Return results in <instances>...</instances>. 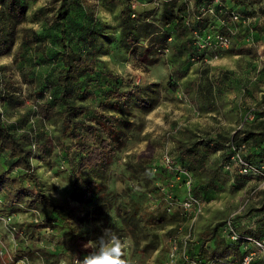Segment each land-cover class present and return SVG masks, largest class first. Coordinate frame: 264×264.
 <instances>
[{
    "label": "rangeland",
    "instance_id": "374dc122",
    "mask_svg": "<svg viewBox=\"0 0 264 264\" xmlns=\"http://www.w3.org/2000/svg\"><path fill=\"white\" fill-rule=\"evenodd\" d=\"M22 1L27 6L22 19L11 17L0 4L1 118L15 133L32 128L31 163L42 189L57 206L23 203L25 208L13 209L0 204V216L14 215L13 222L0 220V250L4 252L0 254V264H9L12 257L20 254L18 250L22 253L16 258L22 257L28 264H82L92 251L84 244L98 242L105 228L122 239L126 264H165L172 237L183 239L181 236L187 234L191 224L189 248L200 242L201 232L211 230L232 214L237 230L259 227L258 236L264 237V210L259 211L264 201V181L241 177L233 171L225 173L220 167L233 134L255 125V121L264 122V0H223L227 8L242 16L239 22L228 21L235 29L232 47L192 60L185 52L189 32L180 15H190L193 0H174L175 17L161 26L170 37L159 48L152 44L144 55L140 48L146 46V40H121L119 12L130 5L136 15L146 14L157 22L161 0H70L68 13L58 22L54 21V6L58 4L55 0ZM42 7L48 11L43 13ZM96 21L101 33L93 49L86 34ZM34 36L39 39L31 40ZM67 48L81 51L88 60L93 58L101 70L122 77V88L137 84L157 96L149 111L130 104L129 114L117 113L108 103L102 104V94L94 81L99 74H93L83 76L81 84L93 96L80 98L75 90L68 98L98 111L122 115L136 124L101 177H95L105 186L102 196L92 194L87 202L72 197L81 181L91 175L79 169L70 137L58 140V116L51 114L41 120L35 111L38 102L49 100L47 96L39 97V90L50 84L54 94L56 76L62 68L59 54ZM149 58L156 61L150 64ZM174 68H179L183 76L163 89L172 79ZM2 96H10L11 100L4 101ZM53 107L58 110L61 105L55 102ZM29 114L33 116L28 118ZM209 138L225 144L209 151L206 159L209 170L220 168L223 180L207 188L200 183V176L192 173L191 186L203 198L201 211L194 219L181 214L182 218L173 214L178 209L175 205L165 211L163 200L157 212H165L164 220L152 221L149 214L156 210L151 211L149 195L165 177L162 156L176 155L180 141ZM243 150L251 152L264 167V145L250 142ZM6 161V154L0 155V169L6 168ZM22 172L15 168L10 174ZM183 190L184 187L178 190L180 196ZM135 206L144 208L147 217L140 216ZM45 217H50L48 223ZM38 222L47 225L38 229ZM212 244L209 241L206 248Z\"/></svg>",
    "mask_w": 264,
    "mask_h": 264
},
{
    "label": "trees",
    "instance_id": "16d2710c",
    "mask_svg": "<svg viewBox=\"0 0 264 264\" xmlns=\"http://www.w3.org/2000/svg\"><path fill=\"white\" fill-rule=\"evenodd\" d=\"M55 1L58 2V4L54 6V21L58 22L68 13L70 0ZM204 1L205 0H193V11L196 5ZM0 4L3 5L5 11L11 17L16 19H22L27 9L26 4L22 0H0ZM174 7V0H161V9L157 22L148 19L146 14L144 16L140 14L136 15L130 5L124 7L119 12V36L121 40L125 42L127 39H130L132 43L138 42L139 38L146 40V46L140 48L141 54L143 55L145 53L147 54L148 51L152 49V44H156L157 48L165 45L167 38L170 36L162 31L161 26L162 24L170 22L175 17ZM223 7L228 10V12L232 10L225 5ZM40 10L43 13L48 11L47 8L44 7L40 8ZM132 14H134V16H132ZM218 15L224 19L228 18L225 13L219 12ZM188 16L189 13L180 15L186 30L189 32V38L185 40V44H187L185 52L187 54V59L192 60L196 55L200 56L201 54L197 53L195 50L193 44L194 37L192 36L191 29L193 27L204 28V26H206L207 16L201 21L193 23V25L185 23V18ZM216 21V18H214L213 23L218 24ZM100 33L101 25L96 21L93 23L92 29L86 34V41L93 45V49H95L96 36L100 35ZM38 39L37 36L31 38V40L34 41ZM231 47L232 45L229 48ZM2 53L3 52H0V54ZM59 60L62 63V68L56 76L55 92L51 94L50 84H46L39 90L38 96H47L49 100L38 102L37 106H35V111L40 115L41 118L39 117V119L41 120L48 118L51 114H56L60 120L58 140H61V137H70L78 157L79 169H86L91 175L81 181L78 188L72 192V197L76 201L87 202L90 200L92 194L102 196L101 194L105 186L95 177H101L102 173L111 163L115 152L124 145L128 131L136 127V124L122 115L98 111L92 109L88 104L75 103L68 98L75 90L80 95V98L93 96L94 94L90 92L88 87L82 88L81 85L83 76H91L93 74H99L98 77H94V81L98 84L99 92L102 94V98H100L102 104L108 103L117 113L124 111L129 114L130 104L149 111L155 106L157 96L156 94L151 95L147 93L146 87L137 84H132L131 87H128L129 89L122 88L121 83L124 82L122 77L101 70L95 65V60L93 58L88 60L79 50L67 48L59 54ZM155 61L156 59L154 58H149L147 60L150 64ZM173 74L172 79L163 85V89L171 87V83L174 80L183 76L179 68H174ZM24 92L25 90L23 89L22 93ZM1 99L4 101L11 100L10 96H2ZM55 102L61 105L58 110H55L53 107ZM30 116L33 115L29 114L28 118ZM1 117L2 114L0 111V155L6 154L7 161L6 168L0 169V204L8 205L13 209H21V207L17 205L20 203L56 208L57 205L54 200L42 189V182L31 163V157L34 155L32 148V144H34L32 128L23 129L21 132L15 133L4 124ZM254 123L255 125L236 132V134H233L228 140L226 151L224 152L220 164L223 172H228L223 168V163L233 153L230 148L231 144L235 147L243 146L241 148V155L244 159L258 165H263L260 161L255 159V156L251 152L245 153L243 150L246 144L250 142L264 145V122L259 120ZM42 134H44V131L40 133V135ZM46 143L47 139H45L43 145L46 146ZM224 146V143L212 138L199 139L190 143L180 141L177 146V153L173 156L186 166L191 173L200 176V183L207 188H212L217 181L223 180V174L220 172L219 167L209 170L206 163L207 154L209 151ZM137 165H139V163H137ZM15 168H20L23 172L18 175H11L10 172ZM236 174L241 177H248L237 172ZM166 178L167 174L165 172V177L161 181H165ZM191 192L202 198L197 192L195 193L193 186H191ZM149 197L151 199L157 198L160 202H158V207L155 206L157 208L154 207L151 208L152 210L150 209L151 211L156 210V212L149 214L150 217L152 216L151 220L154 222L163 221L165 212H157L158 208H160L164 202L162 195L159 193L157 183L155 184L154 193L150 194ZM259 209V211L264 210V201ZM164 210L166 211L165 206ZM135 211L139 212L140 216L147 217V212L144 208L142 209L140 206H135ZM173 214H178V216L182 217L179 209L174 210ZM262 216V220L264 221V215ZM44 219L47 223L50 221V217H45ZM47 223L38 222L36 225L38 229H40L45 227ZM223 223L224 222H218L211 230L201 232L200 242H194L193 246L191 245L188 248L192 258L208 261L211 258L225 259L230 256L240 257L242 255L239 243L233 242L223 235ZM237 231L242 235L250 234L258 236L259 227H253L241 232L239 230ZM209 241L213 242L210 249L206 248V244ZM144 247L147 248L148 245ZM18 251L20 254H17L16 257L20 256L22 253L21 250ZM16 257H12L9 264H13Z\"/></svg>",
    "mask_w": 264,
    "mask_h": 264
},
{
    "label": "built area",
    "instance_id": "2783aa9c",
    "mask_svg": "<svg viewBox=\"0 0 264 264\" xmlns=\"http://www.w3.org/2000/svg\"><path fill=\"white\" fill-rule=\"evenodd\" d=\"M223 0H205L203 3L196 5L192 9L193 13L185 18V23L193 25V23L201 21L207 16L206 26L204 28L193 27L191 29L192 36L194 37L193 44L197 53L195 58H204L210 53H216L220 50L228 49L232 45L233 35L235 29L228 24L229 22L236 23L241 21V16L234 10H226ZM225 13L227 19L221 18L218 13ZM218 15V16H217ZM214 18L220 25L213 23ZM194 58V59H195ZM235 147L231 144L230 148L232 154L223 163V168L227 171L237 172L246 175L250 178H256L264 181V167L243 158L241 155V148ZM162 164L167 173V178L163 182L157 184L158 190L162 195V199L166 201V209L170 211L174 205L180 210V213L186 218H195V215L201 211L203 206V199L191 192L192 173L173 156L164 154L161 159ZM184 187L183 195L178 194V190ZM159 199H152L150 201L151 208L157 206ZM19 207L25 208L24 204H17ZM31 211L37 215L38 211L31 208ZM13 214H5L0 216V220L5 223L13 222ZM34 219L35 216H34ZM188 232L183 239L172 237L170 240V247L167 253L165 264H264V237L253 236L250 234H240L234 222L233 214L228 216L222 227L223 235L233 242H238L242 251L240 257L230 256L225 259L211 258L208 261H201L194 259L189 254L187 241L191 224L187 226ZM187 239V240H186ZM4 252L0 250L2 255ZM13 264H28L22 258H16Z\"/></svg>",
    "mask_w": 264,
    "mask_h": 264
},
{
    "label": "clouds",
    "instance_id": "9594fccd",
    "mask_svg": "<svg viewBox=\"0 0 264 264\" xmlns=\"http://www.w3.org/2000/svg\"><path fill=\"white\" fill-rule=\"evenodd\" d=\"M84 247L91 248L92 251L85 255L82 264H126L122 239L108 228L103 230L98 242L87 241Z\"/></svg>",
    "mask_w": 264,
    "mask_h": 264
}]
</instances>
